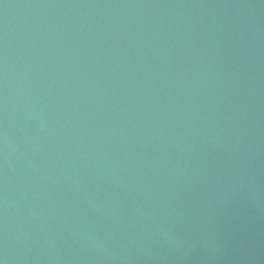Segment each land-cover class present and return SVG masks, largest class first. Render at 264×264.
Listing matches in <instances>:
<instances>
[{
  "label": "water",
  "instance_id": "water-1",
  "mask_svg": "<svg viewBox=\"0 0 264 264\" xmlns=\"http://www.w3.org/2000/svg\"><path fill=\"white\" fill-rule=\"evenodd\" d=\"M264 111V0H0V264H188Z\"/></svg>",
  "mask_w": 264,
  "mask_h": 264
}]
</instances>
